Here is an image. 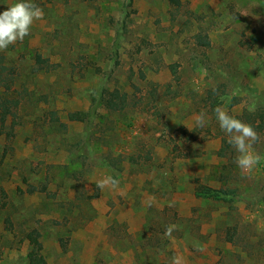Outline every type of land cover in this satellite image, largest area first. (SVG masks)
<instances>
[{"label":"rangeland","instance_id":"374dc122","mask_svg":"<svg viewBox=\"0 0 264 264\" xmlns=\"http://www.w3.org/2000/svg\"><path fill=\"white\" fill-rule=\"evenodd\" d=\"M12 2L0 0V11ZM33 2L43 19L0 51V66L18 74L0 87V113L4 99L20 102L0 123V264H22L32 250L46 264H264V159L247 174L232 146L220 158L227 137L206 101L207 90L224 86L231 115L264 108V0ZM36 53L49 72H32ZM152 83L161 93L153 99ZM167 84L176 98L162 95ZM100 85L127 92L134 106L125 115L101 112L91 126L66 122ZM49 110L65 132L52 129ZM201 111L203 128L194 120ZM252 126L264 157V123ZM84 138L90 156L73 179L66 150ZM108 175L118 187L98 188ZM198 185L236 189L239 198L196 197ZM27 186L46 192L29 195ZM170 224L178 230L166 237ZM32 229L40 234L34 247L22 241Z\"/></svg>","mask_w":264,"mask_h":264},{"label":"trees","instance_id":"16d2710c","mask_svg":"<svg viewBox=\"0 0 264 264\" xmlns=\"http://www.w3.org/2000/svg\"><path fill=\"white\" fill-rule=\"evenodd\" d=\"M86 2H91L93 0H81ZM194 38L196 40V44L198 46H204V40L205 36L201 33H196L194 35ZM0 59H2L0 57ZM33 59V66H32V72L34 73H40V72H49L52 64H50L49 60L47 58H43L39 53L34 54L32 57ZM170 73L172 75V81L174 83L175 87H178L179 85V76L177 73L176 65L172 64L169 65ZM5 71L6 73H3ZM3 74H5L3 76ZM18 74L15 72L14 68H8L7 64L4 66H0V87H8L16 83ZM150 96L152 99L154 96L158 93V89L160 86L158 84H150ZM164 91L162 93L163 96H169L171 98H176L178 96L177 91H172V85L167 84L163 86ZM174 88V87H173ZM161 94V93H160ZM207 98L206 101L211 108V112L213 113L215 117L214 109L217 106H222L223 99L228 97V94L226 92V89L224 86L217 87L214 89L207 90ZM130 95L118 88H107L104 85H100L97 89H93L90 91L88 95V107L86 110H76V111H70L65 115V120L68 123H76L81 124L85 126H91L93 124V121L96 119H101L104 117V114L101 112L107 114L116 113V114H122L125 115L127 112L134 106L130 103ZM4 110L0 113V123L3 126V123L5 122L7 116L12 115V109H16L19 106V100L18 99H4ZM237 102H232L231 106L236 105ZM48 113V119L49 124L51 125L52 129H59L63 132L66 131L67 126L65 123H63L60 120V117L58 116L56 111L49 110ZM236 118L254 125L257 123H264V108H255L254 110H244L241 114L233 115ZM218 125V122H217ZM219 127V125H218ZM220 128V127H219ZM222 131V130H221ZM87 139V140H86ZM88 138H84L81 142H74L68 144V149L66 150L68 153V163L73 164L74 167L69 170V177L73 179H78L76 174L81 173V168L84 165V160H80L82 158H88L90 156V150L88 147ZM230 146L226 138H222V147L218 151V156L220 158H226L229 155L230 152ZM84 151V153H83ZM229 159V158H228ZM79 161L81 162L79 165ZM101 165L105 163L100 162ZM109 168L112 167L113 170L115 168L111 163L106 164ZM117 172V170H116ZM46 190L43 186L40 188H36L35 186H27L26 193L29 195H32L34 193H45ZM194 194L196 197L204 198V199H212L216 201H221L223 203L229 204L235 201L239 198V194L236 189H214L208 186L204 185H198L194 189ZM0 203L1 207L5 208L7 206L6 202V194L3 190H0ZM5 223V229L7 231L11 230V222L8 218L4 220ZM40 234L36 229H32L30 231H27L24 234V237L22 241H26L30 246L34 247L37 245L39 240ZM227 241L231 242L232 237L229 236L227 238ZM22 264H46L45 258L42 254H40L37 251H29Z\"/></svg>","mask_w":264,"mask_h":264},{"label":"clouds","instance_id":"9594fccd","mask_svg":"<svg viewBox=\"0 0 264 264\" xmlns=\"http://www.w3.org/2000/svg\"><path fill=\"white\" fill-rule=\"evenodd\" d=\"M44 12L33 0H14L3 11H0V51L6 50L10 45L23 41L30 34L34 22L43 19ZM215 118L220 129L226 134L227 142L235 152V163L242 173L251 174L264 157H261L254 149V144L261 137L251 124H248L229 111L217 106L214 109ZM195 125L205 127L207 123L206 113L201 111L194 116ZM119 185V181L108 175L97 181V187L104 189L111 187L113 190ZM178 230V225L166 226L164 235L171 237L173 231ZM172 264H180L179 259L174 258Z\"/></svg>","mask_w":264,"mask_h":264}]
</instances>
